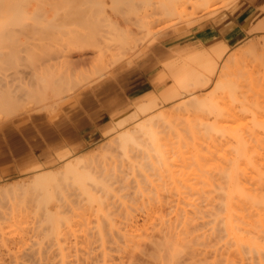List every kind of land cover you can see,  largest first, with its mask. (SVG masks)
I'll return each mask as SVG.
<instances>
[{
    "label": "rangeland",
    "instance_id": "rangeland-1",
    "mask_svg": "<svg viewBox=\"0 0 264 264\" xmlns=\"http://www.w3.org/2000/svg\"><path fill=\"white\" fill-rule=\"evenodd\" d=\"M24 1L26 2V0H22V3L20 4L21 8L23 7L22 5H23ZM29 1L30 0H27L28 4L24 3L25 7H23V9L26 11L27 14L32 12V11L34 12L36 9V10H38L37 12L42 13V14L41 13L40 14L43 15L44 19L45 18L51 19L52 21H50V23L48 24V23H46L45 20H43V22H41L43 24L45 23L44 25L42 24L43 27H42V25H40V26L36 25L37 26L36 28H30V30L32 29L31 34H29L30 30L28 29V27H27V29H26V27L25 28L23 27V30H20V28H19L20 25H14V26H18V30H20V32L17 35L14 34L15 37L18 36L19 39H17V38H16L17 40L13 39L14 36L11 37L12 34L10 35V37H7V38H9V39L11 38L12 41L13 40H15V41L19 40L18 41L19 43L16 42V43L12 44V41H10L11 39L10 40L8 39L10 42L7 40L9 44L6 46L4 44L6 40L0 39V44L2 41L5 40L1 44V45L5 46V47L1 46L2 47L1 48V51H2L1 55L4 54V57L1 56V59H2V61L0 60L2 62L1 64H4V66L8 67L7 69L4 68L6 72H8L10 70L9 68H11L12 66L15 67V65H16V69H17V63L18 62L21 63V65L23 64L22 66H24V68H22L20 66L23 70L19 67L18 68L19 70L17 69V71L22 70L21 73L23 72V74H20V73L19 74L22 75V78L24 80H25V78L23 76H24V74L26 75L25 72H28L27 74L29 77L27 76V78L30 79V81L33 83L32 87H34L37 84V77L35 75H39L38 73L44 72L43 69L47 68L45 65L48 64L49 68H51V67L55 68L60 63L58 68L63 69L64 66H66V68H68V67L71 68L72 73H69L70 72L69 68L68 69L64 68V71H63L64 74H67V75H64L65 76L64 79L68 77L67 79L68 80L70 79L71 83L69 80V86H68L69 88L65 92V94L63 93L64 98L62 96V99L56 100V102L53 100V98L48 99L47 100L48 102L47 101L46 102L44 101V103L42 102L43 104L42 103L35 104L36 106L34 105V103H31V102H29V103H27V102L22 103L21 102L23 104V105L21 104V107H20V104H18V106L16 108L8 111L5 115L3 112H0V123H2V124H0V126L1 125L2 126H12V125H10V123L12 121L14 122L13 126H16L20 123V118H24V117L26 118L27 115L30 114V117H28L27 119L24 118L26 122H24V124H21V127L19 128V130H16L14 128L12 129L17 134L19 140L22 141L21 144H23V146L26 149L25 153H22V154L18 155L17 157H11L10 154H11V151L16 148L15 145L10 144V142H11L10 140H5L4 138L0 137V153L5 154V156H6L5 160L0 161V189L2 191L5 190V188L7 189V190L3 191L4 194L1 193L2 191L0 193H1V195L5 196L7 194V191L9 190L8 189L9 187H11V189H12L11 193H12L14 191L13 189H15L16 187L18 189L22 184L24 187L26 186L25 189H28L27 187L29 186L30 183L28 184V182H26V183H22V182L29 180L31 175L36 174V171H37V173H39L40 171H41L40 173L49 172V171H56V170L62 168L66 162H68V161L74 162L76 159H80V160H84V161L89 160L93 163V161L91 159L94 157V155L98 156L96 158H98V160H100V162L96 158H94L93 160H95V161H94L93 165L91 164V162L88 161L87 166L90 168H88V167L87 168L90 170H94L95 172L98 173L99 180L103 181V185L105 187L101 188V186H100V187H97V189L92 190L93 198L95 201L90 202L89 200H87L88 198L86 196H83L81 194L80 190H77V189L75 190L71 184L70 185L68 184V186H67V184H65V186H67L68 188L65 187L64 184H62V186H64L65 190L61 186V188H60L61 190L54 191V196H55L54 201L55 202H54V204H53V202H51L49 204V207L52 208L51 209V212H52L51 215L54 218L52 222L47 221V216H44L45 214L42 212L43 208H41V205L38 204V202H36L37 200H35V197H34L35 194L30 193V194L26 195V193L28 192L29 189L25 190L23 186H21L22 190H19L18 192L21 191L20 195H22V192L27 191L26 193L24 192V194L26 196L24 194L22 196H20L18 194V196H17L18 192L17 193L15 192L16 195L13 192V194L15 195V198H16V196L18 197V198H16V200H14V198H12V196H14V195L11 196L10 192H9L10 196L7 195V197L9 196L8 199L12 198L14 201L13 200L9 201L6 198V196H5V198L7 199V201L5 198L1 197L0 203L3 200H5V201H3L0 204V243L2 244V245L0 244V251L1 250L3 251V253L0 252L1 253L0 256H3L0 259V264H5V263L9 264V261H10V264H13L14 262H11V261H13V259L15 261L14 264H22L23 261H21L19 259H22V256L24 258V255L27 253L26 251L29 252V250H32L34 248H37L34 250H37V251L41 250L42 252L46 248L44 251V254H43L44 259L46 258V261H44L43 259L41 260V258H43L42 255H41L42 257L40 258L41 261L39 260V258H37V260L40 262V264H45L47 262H48L47 264H53L54 262H55L54 264H56V263L57 264H64L63 263L64 261H65V263L67 262L68 264L69 263L70 264L71 263L72 264H75V263L80 264L81 261H83V264H89V263L90 264L91 263L92 264H108V263L109 264H113V263L116 264L119 262V257H118L120 254L119 252L124 247V243H123V239L121 238V234L134 232V231H131V229H136V226H134V225H136V223L138 225H140V227L138 225H137V227H139L140 228L139 231H141V225L142 226L144 225L145 228L147 229L148 227H146V224L150 225V226H152L151 224H153V225L155 223L158 224L159 223L158 220L160 218V215L163 216V218H166L165 216L168 217L169 216V215H167L168 212H170L172 210V206L171 205L169 206V204L171 202H173V204H174L175 198L178 202L180 200L182 201V199H183L182 196H181L182 199L178 198V196L180 197L181 191L182 192L186 191V192H184V195H183V193H181V195H183V197H184V196H186V194L190 193L187 190H189V191L192 190V189L190 190L188 188H187V190H186V188L184 190L182 185L186 186V184L188 183V184H190L189 187H191L192 184L197 187V185L198 184L200 185V183L202 184V182H203L202 186H205L204 184H208V185L209 184H212V185L215 184L216 185L217 182L220 181L218 178V175H219V177H221V175H222L221 173L224 172V170H222V168L225 169V172H226V170H228L227 168L230 169V167H231L230 162H232V161L229 160L230 156H228V155H231L233 153L232 148L235 146L234 145L235 134H232V132H229L228 131L229 129L227 130V127L225 128L224 127L225 125L223 126V124L225 123L226 120H228L229 122L232 120L231 119L232 112H233V114H235L234 116H236V115L237 116L239 115L240 117L242 116L243 119L240 118L241 121L245 120V122H246L248 120L249 121L251 120L252 113L250 114V111L254 112L253 114H255V116H257V117L260 115L259 111H261L262 109L264 111V0H224V1L219 0L222 3H219L216 0H214L216 5L211 0V2L214 4L213 6L217 7L220 5L219 7L216 8V10L211 5L212 3H210L209 0H208L209 2H207V0H205V1L201 0V2L206 3L205 6L208 5L207 8L205 6H201L204 4H199L201 6V8L198 9L200 7V6H198V8L197 7H196V9L194 8V10H195L194 11L193 9L190 10V7H189L190 4H188V7L186 5V10L184 13L181 12V10H180L182 8H180V9L178 8L179 5L177 6V10H179L180 12L176 10V7H175L176 4L174 5V3L177 0H175V2H174V0H171L172 3L170 2V0H149V2H150L149 5H151V6L153 4L152 2H158L159 1V2H162L163 4H165L164 7L169 8V10L166 9V12H163L165 14L162 13L161 16L158 15L157 13H159V11L160 12L163 11L164 8H161V7H160V9H159V7L157 8V6H158L157 3H156L157 5L156 4L155 5L153 4V5L156 6V9H158L159 11L154 9L153 6H152L153 9H151L152 7L151 6L149 7V5L145 3L148 0L147 1H145V0H132L131 2H133V3L136 1V3H135L136 5L137 4L140 5V3L142 5V6L140 5L141 7L139 6V9L136 7V5H134L135 7L133 8V10H135V11L137 9L140 10V11L137 10V12L140 14L137 13L136 15L140 16L142 12L147 13L148 15L151 14V16H148L146 14L147 16L145 18H147V19L145 20L144 19L145 15H143V13H142L141 16L143 18H141L140 21L138 20V16L135 15L136 12L134 13V15H131L129 13V10L132 11L131 8L133 7V4H132V7L131 6L129 7V2H127V4H126V2H125L126 0L125 1L120 0V2L121 3L125 2L122 4L128 5L127 7H129L130 9L127 8L126 6L122 5L123 7L121 10H118V8H117L118 5H119V7H121V5L119 4L120 2L118 4H116L115 3L116 0L115 1L112 0V2H110L111 0H100L101 2H97V3H96V0H94V1H92V0H33L32 1L31 0L30 3H29ZM91 1L94 3H92ZM117 1H119V0H117ZM141 1H143L144 3L142 4ZM166 1H169V2H166ZM179 1H178V4L181 3V1L180 2ZM149 2H147V3H149ZM182 2L184 3V1H182ZM216 2L219 4H217ZM197 3H196V6H197ZM209 3H210V5H209ZM228 3H230V4H228ZM36 4H38V5H36ZM95 4L96 5L100 4V6H99V7H101L100 9H104L105 7L106 8L104 11L102 10V13L99 9L98 13H97V11L95 10L96 7H94V6H96ZM143 5L145 7L147 5L149 8L146 9ZM180 5H182V4H180ZM194 5L191 6V8L194 7ZM210 6H212V7H210ZM142 7H144V8L142 9ZM115 8H117V11H115L116 10ZM123 8H126V9H123ZM202 8H204V10H201ZM210 8H213L214 10L210 9ZM209 9L213 10V15L211 16V18L207 17V16H209V14H207V10H209ZM183 10H184V8H183ZM192 10H193V12H192ZM196 11L197 12L200 11L199 14L197 13V15H196ZM202 11H205V12H202ZM125 12H127V13H125ZM148 12L149 13L151 12V13L149 14ZM155 12H156V14H153ZM119 13H120V15H119ZM124 13H125V15L127 14L126 15L127 20L125 18L126 16H124ZM186 13H188L189 15H186ZM4 14H5V12H4ZM181 14H182V16H181ZM28 15H31V13ZM154 15H157L156 18ZM167 15H169L168 16L169 19L166 18ZM102 16H104V17H102ZM152 16H154V17H152ZM162 16H164V19L162 18ZM187 16H188V18H187ZM193 16H194V18H193ZM105 17H107L106 20H105ZM124 18L127 22V26H126V22L124 21ZM149 18H152V19L154 18L153 20H155V23L158 20L157 24H154L155 25L154 26L153 25L154 21L152 22L151 20H148ZM157 18L161 19L162 21L157 19ZM55 19H56V21H55ZM135 19L137 20V22ZM143 19H144V21H142ZM108 20L111 23H113V22L115 23L116 26L115 25L114 26L116 27V29L119 30V32L125 31V32H128L127 33L128 35H130L129 33H131L134 30L130 36H133V34L138 36L139 33L144 34V35H142L143 38H140V39L133 36V38L135 37L136 39H138V40H135V42L133 41L132 38H131V40L128 38L129 43L124 44V46L122 47L123 49L125 48V50L123 51L124 53L122 51L119 52L118 47L115 46V48H117L118 54L120 53L119 54L120 56L123 54L121 56V58L118 57L119 55H117V52H116V55H117L116 59H115L113 54H110L111 50H114V54H115V48L113 45H115V43L117 41L116 38H115V40H116L115 43L114 44L112 43L113 45L110 44V46H113L114 49H110V50L106 49L101 44L104 42L105 43L108 42V39H109L108 35L109 34H110V37H113V36H115V33L117 32V31L116 32L113 31V29H115V27L113 29L110 27V29H112L111 32L113 31L115 33H114V35H112L111 33L108 34V30H110V29L107 28L108 27L107 25H111V23ZM131 20H132V22H131ZM133 20H135V21H133ZM99 21H100V23H99ZM104 21L105 22L108 21L107 25L105 24ZM148 21H149V23L152 22L151 24L153 26L148 28V26H149V24H147ZM205 21H207V22H205ZM28 22L32 24V21H28ZM128 23H131V24H128ZM31 24H29L28 26L31 27ZM102 24H104V25H102ZM204 24H206V26H203ZM130 25L131 26L134 25V26L131 27ZM50 26H51V28H50ZM104 26H105V28H104ZM123 26H125L127 29L129 28V30L126 31L127 29ZM38 27H41V29H38ZM47 27H49V28H47ZM137 27L141 28V29H139L140 31L138 30ZM142 27L144 28V30ZM220 27H223V28H220ZM123 28L125 30H123ZM152 28L155 30H153ZM25 29H26V31H25ZM28 30H29V33H28ZM99 30H102V31H99ZM135 30L136 31L138 30V33H136ZM142 30H143V32L146 33V36H145V33L142 32ZM147 30H148V32H147ZM78 31H79V33H78ZM125 32L123 33L124 36L128 37V35ZM153 32H155V33L153 34ZM12 33H14V32H12ZM19 34H22V35L20 36ZM24 34H27V35H25V38L30 37V39L29 38H28V40L24 39V36H23ZM118 35H120V33ZM140 35H139V37H141ZM199 36H202L201 38L203 40H201ZM146 37H148V38H146ZM120 38L122 39V37H120ZM66 39H67V41H66ZM72 39H73V41H72ZM128 39H127V41H128ZM77 40H78V44L79 43L82 44L84 42L83 44L87 43L88 45L82 46V47L81 46L76 47L75 45H77ZM61 41H64V43L62 42L63 44H61L60 43ZM101 41H103V42H101ZM136 41H139V43H137ZM66 42H68V43H66ZM73 42H75L76 44ZM97 42H98L97 46H99V44H101L102 46H100V47H103V49L107 50V52H106L103 49L99 48V50H101V51L103 50L104 52H106L104 54L101 52V55L106 54L105 57H103V59H105V58L113 59V60L110 59L111 62L109 60L106 61V63L108 62V64H105L104 60H103L102 62L105 64V67L102 68L101 71L99 70L100 72H97V71H98V68L100 69L103 66V63L100 64V62H99V61H101L102 58L101 59L99 58V60L96 61V64L94 62H92V58H94L95 55H96V57L94 58V61L96 58L98 59V57H100V55L97 56V54H96L99 51L98 48L96 47L98 51L96 50V48H94V45L96 46ZM119 42L123 43L122 41H119ZM125 42L126 41H124V43ZM70 43L71 44L73 43L71 45L72 46L71 48L73 50L71 48H70L71 50L69 49ZM121 43H119V44H121ZM59 44H60V46H59ZM213 44L217 45V49H213V48L211 49L210 48ZM74 46L76 48H74ZM110 46H107V47H110ZM126 46L128 48L127 50H126ZM84 47L86 48V50ZM60 48L62 50H60ZM119 48H121L120 45H119ZM13 49H18V51L13 50ZM156 49L159 50L158 53L156 52L157 54L153 53ZM19 51H20V54H19ZM50 51H51V53H49ZM193 51H196L197 53L201 52L203 54V57L205 60L212 62L211 64L213 66L216 65L215 67H213L214 70L210 71L208 68L206 70V68L203 67L204 66L203 63L200 62L201 60H204V59H202L203 57L202 58L198 57L197 54L192 55L191 53ZM11 52L14 55H17V53H18L19 54L18 56L21 57L22 60H19L17 63H13L12 61H10L11 65H9L10 64L9 60H11L10 59L11 55L9 56V53H11ZM61 53L62 54L64 53L65 57L69 56V58L68 57L67 58L73 60L74 64L72 63V61H70L66 58H65V60H67L66 62H64V60H62L65 65H63V63L61 64V59H62V57L60 58ZM99 53H100V51H99ZM235 53H236V55H235ZM52 54H54V55H52ZM56 54L59 57L58 56L56 57ZM66 54H67V56H66ZM202 54H200V55H202ZM6 55L9 59H4ZM46 55L48 56V58L46 57ZM232 55L234 56V58L232 57ZM49 56H50V58L53 57L54 60L51 58L53 60V62L55 60H57L56 63L54 62L53 66L51 65V64H53V62L51 61ZM212 56L214 59H212ZM83 57L87 58L84 61V62H86V63H84L85 66H83L84 64L80 60V58H83ZM112 57H114V58H112ZM236 57H238V58L236 59ZM215 58L217 60H215ZM218 58L220 60H218ZM225 58L226 59L230 58L229 60L227 59L229 63L226 61ZM231 58H232V60H231ZM28 59L31 60V63L29 62L30 60H28ZM48 59H49L48 62L51 64L47 63ZM107 59H105V60H107ZM119 59H121V60H119ZM130 59H131V62H130ZM224 59H225V61H223ZM26 60H28V61H26ZM58 60H60V61H58ZM68 61H70L72 65ZM57 62H58V64H57ZM97 62H99V64H97ZM89 63H90V65H89ZM91 63H93V64H91ZM75 64H78L77 65L78 69H80V67L81 68L84 67L82 69V70H84L86 67L87 70H85V71H82L80 69L83 74H85L86 71L90 70L89 67L87 68V66H90L92 68V67H94V66H92L94 64L97 68L96 69L97 71L95 70L96 72H94V70H93L95 68L94 67L92 69L94 75H93V73H91L92 71H90V72L88 71L89 74L88 73L86 74L88 76V78L85 75V77H86V78H84L85 80H83V78L79 77V81H78V76L75 77L76 79L73 77L75 74L73 73L72 70H74V71L76 70V72H78V69L76 68L77 66ZM171 64H178L180 66L181 65L187 66L189 69H193V71L196 70V71H194V73L199 72L200 74H202L200 76H202V77L205 76V77H203V80L205 83L201 84L202 88H198V86L200 84L196 85L197 87L195 85H194L195 87L191 86L192 88H198L197 90H193L192 93H195V96H198L199 99L208 98L207 96L210 97L209 94H211L212 96L210 97V99H212V101H214L213 105L216 104L214 106H216V108H219L222 112L224 110V114H222V112L218 113V114H220V116L215 114L216 116H218L216 118L214 116V113H217V111H220V110H216V111L214 110L213 111L212 109L209 110V109L203 108V109H206L205 110L206 112L204 110L200 111L199 109H201V107L199 108L198 106H196L198 108V109H196V107L194 106L193 103H192L193 104L192 105L190 103L188 104V102L185 103L186 105L188 104L187 107L183 105L185 108L184 107L181 108L182 105H180L179 108L181 111L179 110V108L176 109L177 104L180 102V100L177 98L167 99V96H166L167 91L170 90L171 88H173L174 85H172V84H174L173 82H175V79L173 77H171L169 74L168 65H171ZM221 64H223V65L226 64V67L228 66L227 68L224 66L225 69H223V71H224V73L227 72V73H225V75H229L230 73H234V74H232V75L230 74L228 77H226V76H224V73H223L221 75L224 77H222V79L219 78L220 79L219 80L218 74L220 73V69L222 68ZM61 65H63V67H61ZM73 65L75 66L76 69L73 68L74 67ZM99 65H100V67H99ZM109 65H111V66H109ZM121 65H123V67L118 69V66L120 67ZM201 65H203V66H201ZM1 66H3V65H0V67ZM42 67H44V68L41 69ZM1 68H3V67H1ZM1 68H0V70L3 72L4 69L2 70ZM25 68H28V70ZM12 69H13L12 72L15 71L14 74H18V72H16V70L14 68H11V70ZM39 69H41L43 71H39ZM218 69H219V71H218ZM235 69H236V71H235ZM66 70H69V72L67 73ZM55 71H57V70L55 69ZM65 71H66V73H65ZM81 71H80V73H81ZM12 72H9L8 74H10ZM46 72H49V69H48V71L45 70V73ZM57 72H52V74L57 73ZM101 72L106 73L107 77L111 76L108 79L110 81L113 80V75L117 76V78L120 77L122 79V83H121V85L116 83L113 90L104 92L103 94H100L97 98H94V100H92L91 103H87L85 100V94H82V92L88 87L92 88L94 91L96 90L95 92L100 91L102 89L103 85H97L96 84V81L99 79V73H101ZM207 72L210 73V75L207 74ZM217 72H219V73H217ZM4 73L5 72H3L1 74H4ZM31 73H32L33 77L31 76ZM49 73H47V74H49ZM61 73H62V71H61ZM61 73L59 72V74H61ZM63 73H62V75H63ZM1 74H0V76H1ZM8 74L6 73V75H7L6 78L7 77L9 78L11 76H13V77L15 76L13 73H12V75L10 74L9 76H8ZM83 74H82V76L84 77ZM18 75L14 78L11 77V79L13 78V82L16 81L15 84L18 82L17 80L21 77L20 75H19L20 77ZM49 75H51V74H49ZM54 75L55 74H53V76ZM221 75H220V77H221ZM94 76H96L95 79H94ZM17 77H19V78H17ZM56 77H58V74L56 75ZM15 78H16V80H15ZM22 78H20V81L23 80ZM209 78H210V80H209ZM87 79L89 81H87ZM179 79H180V77H179ZM24 80H23V82H25ZM217 80H219L222 83H220L219 81H218L219 83H216ZM76 81H78V82H76ZM84 81H85V83H84ZM65 82H67V80ZM73 83H74V85H72ZM215 83L219 86V88ZM17 84L20 86L19 83H17ZM220 84H222V85H220ZM203 85H207V86H203ZM71 86H73V87H71ZM132 87L137 89V92L140 95L139 96L140 99H146L145 96H147V97L149 96V97L155 99V103H157V104L160 103L159 105L156 104L153 107V108L156 107V111L153 108L152 109L154 111L151 109L152 110L151 113H153V112L159 113L161 110H165L164 112H166V114L171 113L169 116H166L167 118L170 116H173L172 118L170 117L171 119L169 120V118L167 119V118H165V116L161 115L163 112H161V114H160L161 117H163V119H167V122L172 121V125L168 124L169 126H172V127H169L170 129H173L172 132L167 129V131H169V133H167L166 128H168V127L163 126V128H165V130H164L162 128V126L160 125V128H158L159 125L157 124V126H155V124H156L155 121H154L155 124H153L154 127L156 129H158V131H160L159 129H162V133L159 132L158 136H159V138L160 137L164 138V140L159 139L160 141L158 140L159 144H157V145H160V146L162 145L161 147H163V148L165 145H167V146H165V148H167L168 157H167V153L164 152V150H166V149H162V148H160V146H159V148H160V151L162 150L161 151L162 154H166L165 156L164 155L163 156L167 159L166 162L168 163V166L165 165V162H163V165L161 168L159 167L161 165H157V168L155 166L153 167L152 165L157 163V158H155L154 152L151 150L141 151L139 149L141 151V153H140L138 149H137L138 151L135 149H132V150L128 151V153H129L128 156L127 155H126V157L121 156V154H119V153H121L120 152L121 150L118 149V151H119L118 152L117 151V148H118L117 144H114L115 141L113 138H116L119 133L123 132V130L127 131L128 129L130 130V128L132 126L135 127L137 123L141 122V120H143V121H144V119L146 120V118L148 117L147 113L149 115L150 112L141 114L140 117H138V119H136V120L128 121L127 123L120 126L116 131H114L112 133H106V129L113 124L115 119H117L120 116H126L134 108L133 103H130L128 101V98H126V96L128 95L127 90L129 88H132ZM18 89H20V88L18 87ZM226 90H230V92L228 93V91H226ZM220 92H223V93H220ZM185 95H189V93H187V94L185 93ZM187 99H188V96H187L185 101H187ZM31 104H33V105H31ZM40 104H41V106H39ZM191 105H192V107H191ZM195 105H197V104H195ZM222 105H224L225 107H223ZM158 106L159 107L161 106L159 108V110H157ZM250 106H253V108L251 107L253 110H250L251 109ZM255 106L256 107L258 106L260 110L258 111L257 110L258 108H256L257 111L255 112V110H254ZM172 107H174V108L172 109ZM193 107H195V109L198 111H196ZM248 107H249L250 111L247 112ZM30 108H32L33 110L32 111L29 110ZM48 108H50V109L47 110ZM170 109H172L174 111L170 112L171 111ZM167 110L169 112H167ZM182 111L184 113H182ZM209 111H212V112H209ZM23 113H27V114L23 115ZM173 113H174V115H173ZM225 113H226V115L228 113V115H227L228 118L226 117L227 119H225V117H224ZM256 113L259 115H256ZM262 114H263V116H261ZM262 114L259 116L260 119L256 118V120H258V119L261 120V118L263 117L262 120L264 122V112H262ZM221 115L222 116L224 115L223 116L224 119L221 117ZM248 115H249L250 119H249ZM239 116H238V118H239ZM245 116L247 117L248 120L244 119V118H246ZM161 117L159 119H161ZM213 117H215V118H213ZM218 118H221V119H218ZM233 119H236V117ZM214 120H215V122H214ZM218 120H221V122L224 121V123L222 122L223 124H221L224 127L223 131H224V129H226L224 132L223 131L218 132L212 128L215 125L213 123H216ZM236 120H237V122H241L239 119H236ZM158 121L159 120H157V123H158ZM228 121H226V122H228ZM232 121H234V120H232ZM206 122L208 124L212 123V127H209V125H207L209 127L208 129H209L210 133H212V134H210L209 132H208V134H205V133H207L206 131H204V129L207 127L204 125V123H206ZM161 123L164 124L162 121H161ZM161 123H159V124H161ZM165 124H167V123H165ZM190 124H192V125H190ZM219 124H220V121H219ZM219 124H217L215 126L217 127ZM173 125H176V126H173ZM203 126L205 127L204 129H203ZM216 127H214V128H216ZM263 127H264V125H263ZM210 128H212L214 131L212 130L213 132H211ZM219 128H221L220 125L217 129H219ZM22 129H24V131L28 132L27 136H25L24 134L22 135V133H21ZM258 129H261L262 131H264V129H262L261 127H256V130H254V131H256V133H258L257 132ZM43 130H46V131L44 132ZM163 130L166 131V134ZM226 131H228V133H225ZM262 131L259 130V133L262 134V135L260 134L259 136H264V133ZM214 132H218V136H219V133L220 134L225 133L224 134L225 137L223 135L224 139L223 140L221 139L223 142L219 139L221 137H218L216 133H215L216 134V137H215ZM229 133H231V134H229ZM160 135H162V136H160ZM229 136L231 138H229ZM242 136H243V134H242ZM244 136L247 137L248 135L244 134ZM259 136H257V137L259 138ZM211 138L212 139H214V138L219 139L221 141V143L225 145L226 148L225 149L222 148L224 146L221 143H219L220 142L219 140L214 141ZM225 139L227 140V143L230 142V144L226 145L227 143H224V142H226V141H224ZM229 139H230V141H229ZM231 139H233L234 141L233 140L231 141ZM259 140H260L259 145L261 144L262 148H263V144L261 142L264 143V137L259 138ZM231 142H233V143L231 144ZM111 143H112V145L115 146L114 149H116V150H114V149L113 150L118 152V153L116 152V154H115L112 150L114 155H113V153L111 154V151H110V149L113 148V146L109 147L111 145ZM103 145H104V148H102ZM232 145H234V146H232ZM107 147H109L108 151H110V153L107 150H106L107 152H105V149H107ZM227 147H229V149H232V151L230 153H228L229 149L227 152L224 151V150H227ZM260 148H261V146H260ZM64 150L69 151L70 154L67 157L60 158V154ZM102 150H104V151H102ZM150 151L153 155L151 153H149ZM260 151L261 150L259 149V152ZM2 152H4V153H2ZM263 152L264 151H262L260 153H263ZM88 154H89V159H87ZM136 154H137V156H136ZM224 154L225 155L227 154L229 159L227 158V156H225V158H224L223 157ZM102 155L105 157H103ZM143 155H144V157L146 156L147 158L143 159L142 158ZM148 155H149V157H148ZM80 156H81V158H80ZM99 156L100 157L102 156L101 157L102 159L101 158L99 159ZM107 156H108V158H106ZM153 156H154V158H153ZM34 157L37 159V162L42 165V167H34V168L27 169L31 164L30 158H34ZM140 157L143 160L140 159ZM231 157H233V156H231ZM148 158L150 159V163H152L150 166H149L150 163H149ZM224 159H226V161L228 163V165L226 163L227 166L224 164L226 168L222 167V164L225 163ZM96 160L98 161V163H96ZM140 160H141V163H143L142 161H144V163L146 161H148L147 164L148 163L149 164L148 165L147 164L146 165L145 164L140 165V163H139ZM163 160L164 159H162V161ZM47 161H49V162H47ZM228 161H230V162H228ZM89 163H90V165H89ZM229 163H230V165H229ZM158 167L161 170H159ZM200 167H202V168H200ZM200 169H204V171H205L202 174V176L201 175L199 176V174L202 173V172H198V170H200ZM34 170H35V172H34ZM209 170L210 171L217 170L218 172L214 173V172H210ZM219 170H220V172H219ZM207 171H209V172H207ZM170 172H172V173H170ZM97 173H96V175H97ZM217 173H219V174L217 175ZM32 177L33 176H31V178ZM222 177H223V175H222ZM165 178L170 180V181L166 182L168 180H166ZM201 178H203L204 180L202 179V181L199 182L201 180ZM187 179L190 181H187ZM220 179H222V178H220ZM164 180H166V181L164 182ZM197 180H199L198 184H196ZM191 182H192V184H191ZM222 182H224V181H222ZM18 184H20V185H18ZM168 184H170V185H168ZM158 185L161 187V189L159 188ZM151 186H153V188ZM180 186H182V189H179ZM198 187L200 188L199 190L201 191V186H198ZM29 188H31V187L29 186ZM171 188L174 189L175 192H173V190ZM194 189L195 188L193 187V190ZM168 190L172 191V194H170V192H169V195H168ZM178 190H180V191L178 192ZM78 191L80 194L78 193ZM200 191H199V193H200ZM29 192H31V191H29ZM90 192H91V190H90ZM195 193H198V191L196 190ZM173 195L175 196L174 198H173ZM195 195H197V194H195ZM171 196L174 200L172 198H170ZM189 198H193L191 200L197 199L196 196H193V197L190 196ZM169 200H171V202H169ZM35 202L37 205L35 204ZM2 204H3V206H1ZM165 204H166L167 208H166ZM176 204H178V203L176 202L174 205H176ZM38 205L40 206V208H39L40 210L38 209V207H39ZM168 207H170L171 209ZM168 210H170V211H168ZM160 211L162 212V214ZM155 215L158 217V220H157ZM43 216H44V218H43ZM149 217H151V218H149ZM150 219H153V220H150ZM160 219H162V218H160ZM153 221H155V223H153ZM145 222H147V223H145ZM150 222H151V224H150ZM157 224H156V227L159 225V224L158 225ZM132 226L134 228H132ZM208 226H207V228L203 227L201 230L205 232V230L207 229V231L210 232L211 230H209V229H210L211 225H208ZM152 227L155 229L154 226H152ZM158 227H160V226H158ZM150 229H151V227H150ZM157 229L158 228H156L155 230H157ZM196 231H197V229L195 231H192V232L195 234ZM198 232H200L199 229H198ZM193 233H190V234L192 235ZM208 233L206 232V234H207L206 237L210 236V238H208V240L210 241L211 238L215 239V240H211L210 242H214V244H216L215 246H217V247L219 244V246H220L219 248L221 249V244L224 243V241L221 240L218 242V240L216 238L211 237V235H209ZM94 235H96V236H94ZM117 235H118V237H116ZM21 237L23 240L21 239ZM103 238L105 240H103ZM201 238L202 237L198 238L197 242L195 240H192L195 242L190 241L193 244L190 243V244L186 245L187 247L183 246V248L185 247L188 249V246L189 245L191 246V244H192L193 245V246H191L192 250L190 248H189V250L192 253H195V254L197 253L196 256L191 255L189 253V251H187L189 253V254L187 253V255H186V253H180V251L183 252V251L187 250V249L181 250L182 248L178 252L179 254L177 253L178 256H180V258L182 257L181 259L184 261V259H186V257L188 255H190V256H188L189 259L188 258L186 259L187 261H189V263L194 262V264H196V263L197 264H202V263L204 264L205 261H203L201 259L202 257L200 256V253H201L200 251H203V249H201L200 246L205 248L204 249L205 254L203 252L201 254L202 256H203V254L207 255L208 254V253H206L207 251L210 253H213V254H210V256H209V254L206 257L204 256L205 260L207 259V257L213 258L211 260H210V258H208L207 260L208 261L210 260V261L207 263V260H206V262H205L206 264H211L212 261H215L214 258L217 260L218 257L222 258L223 256H225L222 253H220L221 256L223 255L222 257L220 256V254L218 256L214 255L216 253V252H214L215 251L214 249H216L214 244L208 243V240L203 241V242H205V244L202 243V241L199 242V240L207 239V238H203V239H201ZM11 239H12V241H11ZM19 239H21V241H23L22 247L25 248L24 250L21 248L22 242L20 241L21 242L20 243L18 241ZM6 240L7 241L9 240L10 243L7 242ZM24 240L26 242H24ZM116 240H117V242H116ZM32 241H33V243H32L33 245L30 244ZM216 242H218V243H216ZM25 243L27 245L29 244L30 245L29 247H31V249L27 245H25ZM42 243H43V245H42ZM188 243H189V241H188ZM201 243L204 244V246ZM207 243H208V245H207ZM36 244H38V245H36ZM45 244H46V246L44 247ZM121 244H123V245L121 246ZM185 244H187V243H185ZM211 245L214 246V248L211 247ZM38 246L40 247V250L38 249L39 248ZM194 246L199 247L200 250L198 248L199 251L198 250L196 251L195 249H197V248H194ZM209 246H210V248H209ZM41 247H42V249H41ZM111 247L114 249H112ZM116 247L119 249V252H116L117 254L115 253V251H118V249ZM141 247H143V246H141ZM16 248H17V250H16ZM27 248H29V249L27 250ZM47 248H48V250H47ZM76 248H78V249H76ZM88 248H89V250H88ZM90 248H91V250H90ZM92 248H93V250H92ZM131 248L133 249V246H130L129 249H131ZM145 248H146V246H145ZM145 248L139 249V250H141V253L138 254L140 257L138 255H136V256L133 255L132 251H130V250H129L128 255L131 253L132 254L131 256L137 257V261L140 258L139 260H141V261H139V264H141L144 260H146V263L144 261L142 264H149V263H151L150 261L152 259H154V257L151 258L150 253L146 252V250L150 251V248L149 247H148L149 249L148 248L145 249ZM10 249H12V250H10ZM18 249H20L21 252H19ZM58 249H60V251ZM63 249H64V251H63ZM79 249H81V250H79ZM96 249H97V251H96ZM50 250H52V253L51 252L48 253V251H50ZM66 250H68V251H66ZM77 250H79L80 252H78ZM209 250H212V252ZM216 250L218 251V249H216ZM17 251L20 254L23 252L22 253L23 255L19 254V256L17 257V254L15 255V253H18ZM24 251H25V253H24ZM54 251H55L56 256L54 255ZM58 251L61 252L62 254L59 253ZM72 251H73V254H72ZM85 251H87V254H91V255H86ZM98 251H101V252L99 253ZM133 251L134 252L137 251L139 253L138 250L134 249ZM142 251H145V254L147 253V255H149V257L147 255H146L147 256L146 257L144 255V252H142ZM219 251H222V250H219ZM7 252L12 254V255L10 254L11 258H10V255L9 256L7 255L8 254ZM42 252H41V254H42ZM46 252H47V254H46ZM70 252H71V254H70ZM81 252L84 254H82ZM93 252H95V253H93ZM239 252L242 254L245 252V255H246L245 256L243 254L242 258H240L241 255H239L240 256L239 257L237 254H235L238 256V258L242 259V263L243 262L245 263V261L248 262L247 259H249V258H250V260H249L250 263L249 262L248 263L249 264L253 263L252 260L254 258L251 259L250 253H249L250 256H248L246 254L248 252L243 251L242 249L241 250L239 249ZM106 253H108V254L111 253V254L108 255ZM198 253H199V257H198L199 259L198 260L196 259L197 261L195 262L194 257H197ZM50 254H51V256H50ZM69 254L72 256V258ZM81 254L84 256H82ZM95 254H97V255L95 256ZM181 254H184L183 256H186V257L184 258L183 256H181ZM225 254H227V253H225ZM47 255H48V257H46ZM53 255H54V257L52 258ZM74 255H76V256L78 255L79 257L77 256V258H76V256H74ZM252 255H253V253H252ZM256 255L258 257V254H256ZM20 256H21V258H20ZM36 256H37V254H36ZM68 256H70V257H68ZM86 256H87V258H86ZM131 256H129V257H131ZM141 256H143V259L141 258ZM25 257H27V256H25ZM49 257L51 260H49ZM113 257H115V258L113 259ZM204 257H203V259H204ZM233 257L234 256H232L230 258L232 259ZM243 257H244L245 261H244ZM58 258H60V259H58ZM78 258L80 260L76 261L75 259H78ZM82 258H83V260H82ZM107 258H108V261H107ZM149 258H150V261H149ZM2 259H4L3 260L4 262H1ZM5 259L6 260L9 259L8 262H5L6 261ZM25 259L26 258H24L23 260H25ZM56 259H58V261H60V262H58ZM71 259H72V261H71ZM86 259H87V263H85ZM115 259H116V261H115ZM127 259H128L127 261L123 262L124 264L129 263L130 260H129V258H127ZM130 259H131L130 262H132L134 264V262L136 261V258L132 257ZM132 259L133 260L135 259V261L133 262ZM177 259L178 258H176V260ZM181 259H180V261H181ZM200 259L203 262H201ZM240 259L238 261L236 259L235 260L232 259V260L234 261V264H238ZM67 260H70V261L68 262ZM73 260H75V261H73ZM186 260L184 262L181 261V263H179V262H177V261H179V259H178L176 262L174 260L172 263L173 264L174 263L175 264H189ZM222 260H223V258H222ZM255 260H256V257H255ZM38 261H36L35 263L33 262V263L36 264ZM218 261L220 262L221 260H219V258H218ZM228 261L229 260H227V262ZM236 261L238 263H236ZM261 261H257V262L259 264H261ZM17 262H19V263H17ZM39 262L37 264H39ZM136 262H135V264H138ZM219 262H217V263H219ZM222 262L227 264L224 261H222ZM132 263H129V264H132ZM240 263H241V261H240ZM248 263H245V264H248ZM262 263H264V261ZM81 264H82V262H81ZM118 264H120V263H118ZM214 264H216V263H214ZM220 264H222V263H220Z\"/></svg>",
    "mask_w": 264,
    "mask_h": 264
},
{
    "label": "bare ground",
    "instance_id": "bare-ground-1",
    "mask_svg": "<svg viewBox=\"0 0 264 264\" xmlns=\"http://www.w3.org/2000/svg\"><path fill=\"white\" fill-rule=\"evenodd\" d=\"M31 1V0H30ZM30 1H29V3H30ZM33 1V0H32ZM92 1H94V0H92ZM91 1V2H92ZM115 1V0H114ZM121 1H125V0H121ZM132 0H126L125 2H126V4H127V2H129V7L131 6L132 7V4H133V7L131 8L132 9V11H130L129 9V7H127L128 5H126V4H122V3H125V2H120V0L119 1H115V3L116 4H118L119 2V4L121 5V7H119V5H118V10H121L122 9V5H124V6H126L127 8H129L128 10H129V13L131 14V15H134V13H135V15L138 13L137 12V10L139 9V6L141 5V3H140V5L139 4H135L136 3V1L133 3V2H131ZM145 1H147V0H145ZM178 1L179 0H177L176 2H175V0H174V5L176 4V10H177V6H178V8L180 9V8H182V9H180L181 10V12H185V10H186V5H187V7H188V4H190L189 5V7H190V10L191 9H193L194 10V8L196 9V7L198 8V6H200L199 4H204V5H201V6H205V2L203 3V2H201V0L199 1V0H180L181 1V3H179L178 4ZM179 1V2H180ZM182 1H184V3L182 2ZM202 1H205V0H202ZM210 1V3H214L215 4V1L214 0H212V2H211V0H209ZM208 0H207V2H209ZM217 2H219V3H222V2H220L219 0H216ZM224 1V0H223ZM97 2H101L100 0H96V3ZM106 2V1H105ZM110 2H112V0L110 1ZM138 2V1H137ZM142 2V4L144 3L143 1H141ZM147 2H149V0L147 1ZM147 2H145L146 4H150V2L149 3H147ZM166 2H169V1H166ZM170 2H171V0H170ZM198 2V3H197ZM200 2V3H199ZM216 2V3H217ZM22 3V0H0V39L1 40H3V39H5L4 41H5V45L7 46L9 43H8V41L11 39H9V38H7V37H10V35L12 34V36L11 37H13L14 36V38L13 39H15V40H17V39H19V37L17 36V37H15V35L14 34H18L19 32H20V30H23V27L25 28L26 27V29H27V27H28V29L30 30V28H36L37 26L36 25H38V26H40V25H42L43 23H41V22H43V20H45L46 21V23H50V21H52L51 19H44V17H43V15H41L39 12H37L38 10H36L35 9V11L33 12H30L31 13V15H28V14H30V13H26V11L23 9V7H25L24 5V3H27V0H26V2L24 1L23 2V7L21 8V4ZM92 3H94V2H92ZM139 3V2H138ZM155 5L156 3L158 4V6H157V8L159 7V9H160V7L161 8H164L163 9V11H159L158 9H156V6H154L153 4ZM151 4H152V6L154 7V9H156V10H158L159 11V13H157L158 15H162V13L163 12H166V9L167 10H169V8H166V7H164V5L165 4H163L162 2H152ZM172 3V2H171ZM196 3H197V6H196ZM210 3H209V5H210ZM211 4L212 6L214 5V4ZM219 3H217V4H219ZM28 4V3H27ZM110 4V3H109ZM112 4V3H111ZM156 4V5H157ZM180 4H182V5H180ZM195 4V5H194ZM228 4H230V3H228ZM36 5H38V4H36ZM96 5V4H95ZM134 5H136V7L138 8L136 11L135 10H133V8L135 7ZM194 5V7H192L191 8V6H193ZM216 5V4H215ZM225 5V4H224ZM100 6V4L98 5H96V6H94V7H96V11H97V13H98V10L101 8V7H99ZM142 6V5H141ZM140 6V7H141ZM144 6V5H143ZM151 5H149V7H150ZM151 6V7H152ZM163 6V7H162ZM183 6V7H182ZM185 6V7H184ZM201 6L198 8V9H200L201 8ZM212 6H210V7H212ZM220 6V5H219ZM219 6H217V7H219ZM41 7V6H40ZM99 7V8H98ZM115 7V6H114ZM145 7V6H144ZM144 7H142V9L144 8ZM147 5H146V9L147 8H149ZM153 7L151 8V9H153ZM206 8L208 7V5L207 6H205ZM214 8H215V10H216V8L217 7H215V6H213ZM106 8V7H105ZM105 8L104 9H100V11H101V13H102V10L104 11L105 10ZM112 8V7H111ZM117 8H115L114 10L115 11H117ZM183 8H184V10H183ZM110 9V8H109ZM123 9H126V8H123ZM150 9V10H151ZM210 9H213V8H210ZM207 10V13H210V12H213V10ZM24 10V11H23ZM44 10V9H43ZM188 10V9H187ZM193 10H192V12H193ZM201 10H204V8H202ZM206 10V9H205ZM46 11V10H45ZM138 11H140V10H138ZM177 11H179V10H177ZM195 11V10H194ZM4 12H5V14H4ZM180 12V11H179ZM199 12L200 11H196V15H197V13L199 14ZM202 12H205V11H202ZM25 13V14H24ZM33 13V14H32ZM118 13V12H117ZM123 13V12H122ZM121 13V14H122ZM125 13H127V12H125ZM125 13H124V16H126L125 15ZM143 13V15H145L144 16V19L146 20L147 18H145L148 14L147 13H144V12H142ZM142 13H141V15H142ZM149 13V12H148ZM151 13V12H150ZM149 13V14H150ZM161 13V14H160ZM104 14V13H103ZM111 14V13H110ZM129 14V15H130ZM138 14H140V13H138ZM147 14V15H146ZM153 14H156V12L155 13H153ZM163 14H165V13H163ZM169 14V13H168ZM201 14V13H200ZM57 15V14H56ZM113 15V14H112ZM119 15H120V13H119ZM118 15V16H119ZM140 15V16H141ZM184 15V14H183ZM186 15H189L188 13H186ZM192 15V14H191ZM136 16H138V15H136ZM140 16H138V20L140 21L141 20V18H143L142 16L140 17ZM148 16H151V14L150 15H148ZM155 16V18H156V16L157 15H154ZM154 16H152V17H154ZM169 15H167V17L166 18H168L169 19V17H168ZM181 16H182V14H181ZM101 17V16H100ZM102 17H104V16H102ZM117 17V16H116ZM172 17V16H171ZM198 17V16H197ZM200 17V16H199ZM58 18V17H57ZM106 18L107 17H105V20H106ZM115 18V17H114ZM126 18V20H127V16L125 17ZM125 18H124V21L126 22V20H125ZM133 18V17H132ZM131 18V19H132ZM136 18V17H135ZM140 18V19H139ZM162 18L164 19V16H162ZM165 18V19H166ZM187 18H188V16H187ZM193 18H194V16H193ZM192 18V19H193ZM104 19V18H103ZM122 19V18H121ZM137 19V18H136ZM135 19V20H136ZM144 19L142 20V21H144ZM154 19V18H153ZM152 18H149L148 20H151L152 22H153V25L154 24H157V22H158V20H157V22L155 23V20H153ZM157 19H159V18H157ZM135 20H133V21H135ZM159 20H161V19H159ZM183 20V19H182ZM187 20V19H186ZM28 21H32V24L31 23H29ZM55 21H56V19H55ZM101 21V20H100ZM100 21H99V23H100ZM109 21V20H108ZM108 21H104L105 22V24L107 25V23H108ZM115 21V20H114ZM123 21V22H124ZM162 21V20H161ZM179 21V20H178ZM184 21V20H183ZM103 22V23H104ZM110 22V21H109ZM122 22V23H123ZM129 22V21H128ZM131 22H132V20H131ZM136 22H137V20H136ZM152 22H150L149 23V21H148V23L147 24H149V26H148V28L149 27H151V26H153L151 23ZM160 22V21H159ZM182 22V21H181ZM111 23V22H110ZM109 23V24H110ZM29 24H31V27H29L28 25ZM34 24V25H33ZM45 24V23H44ZM43 24V25H44ZM128 24H131V23H128ZM14 25H20L19 26V28H20V30H18V26H14ZM43 25H42V27H43ZM47 25V24H46ZM45 25V26H46ZM102 25H104V24H102ZM112 25V26H111ZM111 25H107L108 27V29H110V27L113 29L116 25H115V23L113 22V23H111ZM115 25V26H114ZM35 26V27H34ZM126 26H127V22H126ZM129 26V25H128ZM131 26V25H130ZM132 26H134V25H132ZM131 26V27H132ZM155 26V25H154ZM13 27V28H12ZM16 27V28H15ZM123 27H125V26H123ZM47 28H49V27H47ZM46 28V29H47ZM50 28H51V26H50ZM54 28V27H53ZM104 28H105V26H104ZM106 28V29H107ZM126 28V27H125ZM135 28V27H134ZM138 28V27H137ZM143 28V27H142ZM147 28V27H146ZM17 29V30H16ZM26 29H25V31H26ZM38 29H41V27H38ZM90 29V28H89ZM112 29H110V30H108V34L109 33H111L112 35H114V33H115V36H113V37H110V34L108 35V42L107 43H101L102 45H103V47L104 48H106V49H114L115 48V46L116 47H118V50H119V52L120 51H124L125 50V48L123 49L122 47L124 46V44H127V43H129V39L131 40V38L133 39V41L135 42V40H138V39H136V38H143L142 37V35H144V34H141V33H139L138 34V36L137 35H134L133 34V36H135L134 38H133V36H130L131 34H132V32L134 31H132L131 33H129L130 35H128L127 33L128 32H125V31H121V32H119V30L118 29H116V27H115V29H113V31H115V32H111V30ZM127 29V28H126ZM139 29H141V28H138V30ZM153 29V28H152ZM29 30H28V33H29ZM32 30V29H31ZM30 30V33L29 34H31L32 33V31ZM43 30V29H42ZM56 30V29H55ZM123 30H125L124 28H123ZM129 30V28L126 30V31H128ZM138 30L136 31V33H138ZM143 30H144V28H143ZM143 30H142V32H143ZM149 30V29H148ZM148 30H147V32H148ZM151 30V29H150ZM153 30H155V29H153ZM152 30V31H153ZM99 31H102V30H99ZM106 31V30H105ZM110 31V32H109ZM140 31V30H139ZM12 32H14V33H12ZM126 33L127 35H128V37H126V36H124V34L123 33ZM157 32V31H156ZM24 33V32H23ZM26 33V32H25ZM78 33H79V31H78ZM120 33V35H118ZM135 33V34H136ZM143 33H145V32H143ZM155 32H153V34H154ZM102 34V33H101ZM141 34V35H140ZM149 34V33H148ZM20 36L22 35V34H19ZM25 35H27V34H24L23 36H24V39H27L28 40V38L30 39V37H26L25 38ZM111 35V36H112ZM139 35L141 36V37H139ZM152 35V34H151ZM63 36V35H62ZM90 36V35H89ZM105 36V35H104ZM119 36V37H118ZM145 36H146V33H145ZM144 36V37H145ZM155 36V35H154ZM36 37V36H35ZM61 37V36H60ZM107 37V36H106ZM120 37H122V39L120 38ZM151 37V36H150ZM17 38V39H16ZM32 38V37H31ZM104 38V37H103ZM115 38H116V40L118 41L119 39V41H122L123 43H121V42H117L116 40H115ZM129 38V39H128ZM146 38H148V37H146ZM9 39V40H8ZM33 39V38H32ZM63 39V38H62ZM101 39V38H100ZM112 41H111V40ZM127 39H128V41H127ZM8 40V41H7ZM15 40H13L12 41V39L10 40V41H12V44L13 43H16V42H18V41H15ZM64 40V39H63ZM114 40V41H113ZM142 40V39H141ZM4 41H2L1 42V44L4 42ZM9 41V42H10ZM66 41H67V39H66ZM72 41H73V39H72ZM84 41V40H83ZM110 41V42H109ZM115 41H116V43H115ZM124 41H126L125 43H124ZM132 41V42H133ZM140 41V40H139ZM139 41H136L137 43H139ZM7 42V43H6ZM64 43V41H61L60 43L61 44H63ZM76 42V41H75ZM75 42H73V43H75ZM101 42H103V41H101ZM142 42V41H141ZM19 43V42H18ZM22 43V42H21ZM66 43H68V42H66ZM72 43V44H73ZM84 43V42H83ZM81 44V43H79L78 44V40H77V45H75L76 47L78 46H86V45H88L87 43H85V44ZM115 43V45H113V44ZM119 43H121V44H119ZM0 44V60L2 61V59H1V56H3L4 57V54L3 55H1L2 54V51H1V46H4V45H1ZM11 44V43H10ZM71 43H70V46H69V49L72 47L71 45H72ZM76 44V43H75ZM101 44H99V46H97L98 45V42L96 43V46L94 45V48H98V50H99V48H101V49H103V47H100V46H102ZM110 44L111 45H113L114 46V48H113V46H110ZM90 45V44H89ZM119 45H120V47L121 48H119ZM122 45V46H121ZM129 45V44H128ZM139 45V44H138ZM49 46V45H48ZM59 46H60V44H59ZM74 46V48H76ZM91 46V45H90ZM107 46H110V47H107ZM5 47V46H4ZM67 47V46H66ZM132 47V46H131ZM130 47V48H131ZM85 48V47H84ZM97 48H96V50H97ZM66 49V48H65ZM72 49V48H71ZM70 49V50H71ZM128 48H127V46H126V50H127ZM132 49V48H131ZM13 50H16V51H18V49H13ZM43 50V49H42ZM41 50V51H42ZM50 50V49H49ZM53 50V49H52ZM60 50H62L61 48H60ZM73 50V49H72ZM85 50H86V48H85ZM97 50V51H98ZM104 51H106L107 52V50H105V49H103ZM101 51V50H99L100 51V53H99V51L96 53L97 54V56L98 55H100V57H98V59L96 58L95 59V61H94V58L96 57V55L94 56V58H92V62H94L95 64H96V61H98L99 60V58L101 59V61H99L100 62V64L101 63H103L102 61L104 60V63L105 64H108V62L106 63V61H110L111 62V60H113V59H111V58H109V59H107V58H105V59H107V60H105V59H103V57H105V55H103L104 53H106V52H104V51ZM108 50V51H109ZM11 51V50H10ZM40 51V52H41ZM66 51V50H65ZM82 51V50H81ZM54 52V51H53ZM52 52V53H53ZM58 52V51H57ZM74 52V51H73ZM101 52L103 53L102 55H101ZM116 52H117V48H115V54H114V50H111L110 51V54H113L114 55V57H115V59H116V56L117 55H119L118 54V52H117V55H116ZM239 52V51H238ZM12 53V52H11ZM11 53H9V56H10V59L11 60H9V62L10 61H12L13 63H17L19 60H22V58L21 57H19L18 55L20 54V51H19V54L17 53V55H14L13 53L11 54ZM49 53H51V51L49 52ZM48 53V54H49ZM59 53V52H58ZM65 53V52H64ZM62 54L61 53V56H60V58L62 57V59H61V64L63 63V65H65L64 64V62H66L67 60H65V58L66 59H68L69 58V56H67V54H66V56L68 57H65L64 55L65 54ZM68 53V52H67ZM109 53V52H108ZM124 53V52H123ZM126 53V52H125ZM55 54V53H54ZM54 54H52V55H54ZM69 54V53H68ZM223 54V53H222ZM51 55V54H50ZM112 55V56H113ZM123 55V54H122ZM121 55V56H122ZM125 55V54H124ZM215 55V54H214ZM235 55H236V53H235ZM58 55L56 54V57H57ZM64 56V57H63ZM121 56L119 55L118 57L119 58H121ZM221 56V55H220ZM224 56V55H223ZM2 57V58H3ZM46 57L48 58V56L46 55ZM59 57V56H58ZM114 57H112V58H114ZM229 57V56H228ZM231 57V56H230ZM232 57L234 58V56L232 55ZM46 58V59H47ZM49 58H50V56H49ZM52 59H53V57H51ZM50 58V59H51ZM55 58V57H54ZM222 58V57H221ZM238 57H236V59H237ZM4 59H9L8 57H7V55L5 56V58ZM27 59V58H26ZM51 59V61L53 62V60ZM57 59V58H56ZM87 58L86 57H83V58H80V60L82 61V63L84 64V63H86V62H84L85 60H86ZM91 59V58H90ZM111 59V60H110ZM114 59V60H115ZM212 59H214L213 58V56H212ZM226 59V58H225ZM225 59L223 60V61H225ZM228 60L230 59V58H227ZM226 59V61L228 62V60ZM28 60H30V59H28ZM28 60H26V61H28ZM62 60H64V62L62 61ZM68 60H70V61H72V63L74 64V62H73V60H71V59H68ZM89 60V59H88ZM118 60V59H117ZM116 60V61H117ZM119 60H121V59H119ZM215 60H217L216 58H215ZM214 60V61H215ZM218 60H220L219 58H218ZM231 60H232V58H231ZM230 60V61H231ZM0 61V65H3V66H1V67H3V68H1L2 70L5 68V69H7L8 67H6V66H4V64H1L2 62ZM49 61V59L47 60V63H49L48 62ZM56 61L57 60H55L54 62L56 63ZM58 61H60V60H58ZM70 61H68L70 64H71V62ZM91 61V60H90ZM30 63H31V60L29 61ZM54 62H53V64H51V63H49V64H51L52 66L54 65ZM88 62V61H87ZM99 62H97V64H99ZM216 62V61H215ZM233 62V61H232ZM235 62V61H234ZM68 63V64H69ZM103 63V66L99 69L98 68V71L96 70L97 68H96V66H95V64L94 65H92V66H94V67H90V66H87V68L89 67V69L90 70H88L89 72L90 71H92L91 73H93V70H94V72H100L101 70H102V68H104L105 67V64ZM212 63V62H211ZM226 63V62H225ZM229 63V62H228ZM20 64V65H19ZM57 64H58V62H57ZM56 64V65H57ZM88 64V63H87ZM91 64H93V63H91ZM208 64H209V61H208ZM207 63L204 65V66H208L207 68L211 71V70H214V68L213 67H215V66H213V65H208ZM224 64V63H223ZM223 64H221V66H222V68L220 69V73L219 72H217V73H219L218 75H219V77H218V79L220 78V79H222V77H224V76H226V77H228L230 74L232 75V74H234V73H230L229 75H225V73H227V72H225L224 73V71H223V69H225V67H226V64L225 65H223ZM9 65H11V62H10V64ZM19 65V66H18ZM23 65V64H22ZM21 65V63H17V69L21 66L22 68H24V66H22ZM43 65V64H42ZM55 65V66H56ZM59 65H60V63L55 67V68H53V67H51V68H49V66H48V64L47 65H45L47 68H45V69H43L44 67H42L41 69H43L44 70V72H41V73H38L39 75H35L36 77H37V84L34 86V87H32L33 86V83L30 81V79H28L27 78V76H28V72H25L26 73V75L24 74V78H25V80L22 78V75H20V74H23V72L21 73V71L23 70L21 67V71H17V69H16V65H15V67L14 66H12L11 68H14L15 70H16V72H18V74L21 76H19L18 74H14V72H12L13 71V69L11 70V68H9L10 70L8 71V72H6L5 71V69L3 70V72H5L4 74H1V73H3L1 70V72H0V74H1V76H0V112H3L4 113V115L8 112V111H10V110H13L14 108H16L17 106H18V104H20V107H21V104L23 103V102H27V103H29V102H31V103H34V105L35 104H38V103H44V101L46 102L48 99H50V98H53V100L56 102V100H59V99H62V96H63V93L65 94V92L68 90V86H69V80L67 79V78H65L66 80H67V82H65L66 80L64 79V75H67V74H64L63 73V71H64V68H66V66H64L63 67V65H61V67H63V69H61V68H58L59 67ZM72 65V64H71ZM70 65V66H71ZM76 66L78 65V64H75ZM81 65V64H80ZM89 65H90V63H89ZM74 66V65H73ZM83 66H85V64L83 65ZM109 66H111V65H109ZM210 66H212V69H211V67ZM225 66V67H224ZM26 67V66H25ZM40 67V66H39ZM72 67V66H71ZM80 67V66H79ZM99 67H100V65H99ZM224 67V68H223ZM228 67V66H227ZM226 67V68H227ZM59 70H58V69ZM69 68V67H68ZM68 68H66V69H68ZM73 68H75V66L73 67ZM77 69H78V66L76 67ZM75 68V69H76ZM84 68V67H83ZM83 68H81L80 67V69L82 70ZM94 68V69H93ZM207 68H206V70H207ZM25 69H27L28 70V68H25ZM24 69V70H25ZM31 69V68H30ZM29 69V70H30ZM41 69H39V71H43V70H41ZM48 69H49V72H46L45 73V70L46 71H48ZM54 69V70H53ZM55 69L58 71H55ZM80 69H78V72H76V70L74 71V70H72L73 71V73L75 74H73L74 76V78L75 77H77L78 76V81H79V77H81V78H83V80H85L84 78H86L85 77V75L88 73V71H86L85 72V74H83L82 73V71H85V70H87L86 69V67H85V69L84 70H80ZM93 69V70H92ZM110 69V68H109ZM238 69V68H237ZM19 70V69H18ZM53 70V71H52ZM62 71V73H63V75H62V73H61V71ZM69 70H70V72H69ZM69 70H66L67 71V73L69 72V73H72L71 72V68H69ZM96 70V71H95ZM100 70V71H99ZM193 70V69H192ZM66 71H65V73H66ZM80 71H81V73H80ZM194 71H196V70H194ZM194 71H188V72H190V73H182V75H181V77H180V79L178 80V82L176 81L175 83H177L178 84V88H177V85L174 87V90L173 91H175L176 89L177 90H184V91H175L176 92V97H177V95H178V97L179 96H181V97H179V99L180 98H182L181 100H180V102L177 104V107H176V109L177 108H179L180 107V105H182V107L181 108H183L184 106H186L187 107V105L190 103V104H194V106L196 107V106H198L199 108L201 107V109H199L200 111H205L206 109H209V110H220L219 108H216V106H214V105H216V104H214L213 105V103H214V101H212V99H210V97L212 96L211 94H209L210 95V97L209 96H207L208 98H203V99H199L198 98V96H195V93H192V91L193 90H197L198 88H202V85L201 84H203V83H205L204 82V80H203V77H205V76H200V75H202V74H200L199 72L197 73V72H195L194 73ZM209 71V72H210ZM218 71H219V69H218ZM226 71V70H225ZM235 71H236V69H235ZM9 72H12L15 76L14 77H16L17 75L20 77V78H22L25 82H23V80H21L20 81V78L19 77H17V78H19L17 81V83H19L20 84V86L16 83L15 84V82L16 81H14L13 82V76H11V77H13L12 79H11V77H7L6 78V73L8 74ZM52 72H57V73H53V74H55L54 76H53V74H52ZM59 72L61 73V74H59ZM214 72V71H213ZM230 72V71H229ZM233 72V71H232ZM12 73H10L11 75H12ZM33 73V72H32ZM32 73H31V76H32ZM47 73H49V74H51V75H49V74H47ZM77 73V74H76ZM80 73V74H79ZM211 73V72H210ZM210 73H208L207 72V74H209L210 75ZM224 73V76H222L221 74H223ZM10 74H8V76L10 75ZM45 74V75H44ZM58 74V77H56V75ZM79 74V75H78ZM82 74L84 75V77L82 76ZM89 74V73H88ZM97 74V73H96ZM60 75V76H59ZM93 75H94V73H93ZM103 75V73L101 72V73H99V77L100 76H102ZM204 75V74H203ZM215 75V74H214ZM220 75H221V77H220ZM236 75V74H235ZM30 76V77H31ZM87 76V75H86ZM234 76V75H233ZM29 77V76H28ZM33 77V76H32ZM31 77V78H32ZM90 77V76H89ZM95 77L96 76H94V79H95ZM98 77V76H97ZM202 77V78H201ZM209 77V76H208ZM71 78V77H70ZM87 78H88V76H87ZM92 78V77H91ZM8 79V80H7ZM10 79V80H9ZM76 79V78H75ZM205 79V78H204ZM219 79V80H220ZM12 80V81H11ZM15 80H16V78H15ZM29 80V81H28ZM82 80V81H83ZM209 80H210V78H209ZM208 80V81H209ZM219 80H217V82L216 83H219L220 81ZM27 81V82H26ZM75 81V80H74ZM78 81H76V82H78ZM87 81H89L88 79H87ZM219 81V82H218ZM75 82V83H76ZM207 82V81H206ZM70 83H71V80H70ZM84 83H85V81H84ZM215 83V84H216ZM220 83H222V82H220ZM201 86H200V85ZM224 84V83H223ZM18 85V86H17ZM72 85H74V83L72 84ZM76 85V84H75ZM88 85V84H87ZM196 85H199L198 86V88H192V87H195ZM217 85V84H216ZM220 85H222V84H220ZM192 86V87H191ZM203 86H207V85H203ZM218 86V85H217ZM224 86V85H223ZM18 87L20 88V89H18ZM71 87H73V86H71ZM78 87V86H77ZM197 87V86H196ZM191 88V89H190ZM218 88H219V86H218ZM71 89V88H70ZM190 89V90H189ZM172 91V92H173ZM226 91H228V93L230 92V90H226ZM225 91V92H226ZM48 92V93H47ZM199 92V91H198ZM185 93L187 94V93H189V95H185ZM203 93V92H202ZM220 93H223V92H220ZM185 95V96H182V95ZM172 94H171V92H170V94H168V96L167 97H169V96H171ZM199 95V94H198ZM207 95V94H206ZM174 96V95H173ZM187 96H188V99H187V101H185L186 100V98H187ZM175 97V96H174ZM175 97V98H176ZM178 97H177V99H178ZM191 97V98H190ZM206 97V96H205ZM63 98H64V96H63ZM191 100H190V99ZM174 99V98H173ZM207 100V101H206ZM209 100V101H208ZM214 100V99H213ZM190 101V102H189ZM212 101V102H211ZM22 102V103H21ZM48 102V101H47ZM186 102H188V104L186 105L185 103ZM42 103V104H43ZM216 103V102H215ZM157 103H155V102H149V103H144V104H142V105H139V106H137V108H136V110H135V112L133 113V115H132V119L130 120V121H133V120H136V119H138V117H140V115L141 114H143V113H147V112H150V114L148 115V113H147V118H146V120L144 119V121L143 120H141V122H139V123H137L136 124V126L135 127H131L130 128V130L128 129L127 131H124L123 130V132H121V133H119L118 134V136L116 137V138H113L114 139V141H115V143L114 144H117V151H118V149L119 150H121L120 152L121 153H119V154H121V156H124V157H126V155L128 156V151H130V150H132V149H135V150H141V151H144V150H151V151H153L154 152V155H155V158H157V163L156 164H154V165H152L153 167L155 166L156 168H157V165H161V166H159L160 168L162 167V165H163V162H165V165H167L168 166V163L166 162V158L164 157L166 154H162L161 153V151H160V148H162V149H166V150H164V152L165 153H167V148H165V146H167V145H163L164 146V148L163 147H161L160 145H157V144H159V139H163L164 140V138H162V137H160L159 138V132L160 133H162V129H159L160 131H158V129H156L155 127H154V125L153 124H155L154 123V121L156 122V124H155V126H157V124L159 125V127L158 128H160V125L162 126V128H163V126L164 127H168V128H166V131H167V129L168 130H170L171 132L173 131V129H170L169 127H172V126H169L168 124H171L172 125V121L171 122H167V119L169 118V120L173 117V116H170V117H166V116H169L170 114H166V112H164L165 110H161L159 113H155V112H153V113H151V111L154 109L155 111H156V107L155 108H153L155 105H156ZM160 104V103H159ZM159 104H157V105H159ZM192 104V105H193ZM195 104H197V105H195ZM23 105V104H22ZM28 105V104H27ZM31 105H33V104H31ZM179 105V106H178ZM184 105V106H183ZM192 105H191V107H192ZM36 106V105H35ZM39 106H41V104L39 105ZM54 106V105H53ZM190 106V105H189ZM218 106V105H217ZM223 107H225L224 105H222ZM259 106V105H258ZM254 107V110H255V112L258 110H260L259 109V107ZM58 107V106H57ZM161 107V106H160ZM159 106H158V108H157V110H159V108H160ZM195 107H193L194 109H195ZM215 107V108H214ZM253 108V106H250V108ZM52 108V107H51ZM153 108V109H152ZM174 107H172V109H173ZM185 108V107H184ZM203 108H206V109H203ZM250 109V110H253V109ZM256 108H258L257 110H256ZM261 108V107H260ZM28 109V108H27ZM43 109V108H42ZM50 108H48L47 110H49ZM152 109V110H151ZM162 109V108H161ZM172 109H170L171 111L170 112H172V111H174V110H172ZM175 109V110H176ZM187 109V108H186ZM196 109H198L197 107H196ZM195 109V110H196ZM224 109V108H223ZM248 110H247V112L248 111H250L249 110V107L247 108ZM26 110V109H25ZM24 110V111H25ZM29 110H33L32 108H30ZM28 110V111H29ZM153 110V111H154ZM179 110H180V108H179ZM185 110V109H184ZM15 111V110H14ZM181 111V110H180ZM196 111H198V110H196ZM199 111V112H200ZM47 112V111H46ZM158 112V111H157ZM161 112H163L162 114H161ZM167 112H169L168 110H167ZM206 112V111H205ZM209 112H212V111H209ZM222 111L220 110V111H217V113H214V116L217 118L218 116H220V114H218V113H221ZM262 112H264L263 111V109L261 110V111H259V114L261 115L262 114ZM177 113V112H176ZM182 113H184L183 111H182ZM188 113V112H187ZM252 113V117H251V120L249 121L248 119H247V117L246 118H244V119H247L248 121H246L245 122V120H242L241 121V119L240 118H242V116L240 117L239 115V118H238V116L236 115V116H234L235 114H233V112H232V117H231V119L232 120H234V121H228V120H226V121H228V122H226L225 121V123H224V121H222L221 122V120H218L216 123H213V124H215V125H217V124H219V121H220V127L222 128H219V129H217L218 127H219V125L216 127L215 125L212 127V123H204V125L205 126H207V125H209V127H212L215 131H223V128L225 127H227V130L229 131V132H232V134H235V137H234V139H235V141L233 140V139H231V141L233 140L234 141V145H232V146H234L232 149H233V153L231 154V155H228V156H230V159H229V157L227 156V154L225 155L224 154V158H225V156H227V158L229 159V160H231L232 162H230V161H228V162H230L231 163V167H230V169L229 168H227L228 170H226V172H225V169H223L222 168V170H224V172H222L221 174L223 175V177H222V175H221V177H219V173H217V175H218V178H219V182H217V184L215 185H212V184H204L205 186H202V184H203V182H202V184L200 183V185L198 184L199 182H201L202 181V179L203 178H201V180L199 181V180H197L196 181V184H198L197 185V187L195 186V185H193L192 184V182H191V184H192V186L191 187H189L190 186V184H186V186L185 185H182L183 186V189L185 190V188H186V190H187V188L188 189H192L191 191H189V190H187L188 192H190V193H188V194H186V196H184L183 197V195H184V192H186V191H184V192H182L181 191V193H183V195H181V193H180V197L178 196V198H181V196H182V201L180 200L179 202L176 200V198H175V200L173 199L175 196L173 195V198H172V196L170 197V198H172L173 200H174V204L177 202L178 204H176V205H174L173 204V202H171V200H169V202H171L170 204H169V206L171 205L172 206V210L170 211V210H168V211H170V212H168V214L167 215H169L168 217L167 216H165L166 218H163V216H161L160 215V218H162V219H160L159 218V220H158V217L156 216V218H157V220H158V224L157 223H155V221H153V223H155L154 225L153 224H151V222H150V224L152 225V226H154L155 227V229L156 228H158L157 230H155L152 226H150V225H147L146 224V227H148L147 229L145 228V226L143 225H141V231H139L140 230V225H138L137 223H136V225H134V226H136V229H131V231H134V232H130V233H124V234H121V238L123 239V243H124V247L120 250V252H119V249H118V251H115V253L116 252H119L120 254H119V262L118 263H122V264H124L123 262H125V261H127L128 259L127 258H129V260L131 261V259L130 258H132V257H134V258H136V261H137V257H135L136 255H138V254H140L141 253V250H139V249H144L145 248V246H146V248H150V251H147L146 250V252L147 253H150V256H151V258H153L154 257V259H152L151 261H150V258H149V261L151 262V263H149V264H173L172 262L175 260V262L179 259V261H177V262H179V263H181V261L182 262H184L187 258H188V256H190V255H188L187 257L186 256H183L184 254H181V256H183L184 258L186 257V259H184V261L180 258V256H178V252L180 251V249L181 250H186L187 248H183V246H186V245H188V244H190V243H192V242H197V240H198V238H200V237H202L201 239H203V238H207V239H203V240H199V242H201L202 241V243H204L205 244V242H203L204 240H208V238H210V236H208V237H206V232L208 233L209 231H207V229L205 230V232L204 231H202L201 229L203 228V227H205V228H207V226L208 225H211L210 226V229L209 230H211L208 234L209 235H211V237H214V238H216L217 240H218V242L219 241H221V240H223L224 241V243H222L221 244V249L219 248L220 246H219V244H218V247L217 246H215L216 244H214V242H210L211 240H215V239H210V241L208 240V243H212V244H214V246L216 247V249H218V251L216 250V249H214L213 251L214 252H216L214 255H219L220 253H222L223 255H225V256H221V254H220V256L223 258V260H222V258H220V257H218L219 258V260H221L220 262L218 261V258H217V260L214 258V260L215 261H212V263L211 264H214V263H216V264H220V263H222V264H225V263H223L222 261H224V262H226L227 264H230L231 262V264H234V261L233 260H239L240 258H242V256H243V254L245 255V252L242 254V253H240L239 252V249L241 250H243V251H246V252H248V253H246L248 256H250V254H251V259H253L252 260V264H257L258 262L257 261H261V264H264V263H262L263 261H264V152L263 153H260V152H262V151H264V143L263 142H261L262 144H263V148H262V145L260 144L259 145V143H260V140H259V138H261V137H264V136H259L261 133H259V130L260 131H262L261 129H258V133H256V131H254V130H256V127H261L262 129H264V127H263V125H264V122H263V117L261 118V120H259L260 119V115L259 114H257L256 113V115H259L258 117L257 116H255V114H253L254 112H251L250 111V114ZM163 115V116H165V118H167V119H163V117H161V115ZM218 115V116H216V115ZM222 114H224V110H223V112H222ZM173 115H174V113H173ZM227 115H228V113H227ZM227 115H226V113H225V119H227L228 117H227ZM222 115H221V117L224 119V117H223ZM234 116V117H233ZM261 116H263V114L261 115ZM161 117V119H159ZM215 117H213V118H215ZM227 117V118H226ZM236 117V119H239L241 122H237V120L236 119H233V118H235ZM248 117H249V115H248ZM130 118H131V116H130ZM129 118V119H130ZM254 118V119H253ZM256 118H259L258 120H256ZM182 119V118H181ZM218 119H221V118H218ZM243 119V118H242ZM249 119H250V117H249ZM253 119V120H252ZM157 120H159L158 121V123H157ZM176 120V119H175ZM161 121L164 123V124H162L161 123ZM124 122V121H123ZM127 122V121H126ZM125 122V123H126ZM213 122V121H212ZM214 122H215V120H214ZM159 123H161V124H159ZM165 123H167V124H165ZM122 124H124V123H122ZM201 124V123H200ZM221 124H223V126L221 125ZM117 125V124H116ZM120 125V124H119ZM168 125V126H167ZM187 125V124H186ZM185 125V126H186ZM190 125H192V124H190ZM195 125V124H194ZM203 125V124H202ZM173 126H176V125H173ZM181 126V125H180ZM182 127V126H181ZM208 126L205 128L204 126H203V129H204V131H206L207 133H205V134H208V132L210 133V131H209V128ZM214 127H216V128H214ZM117 128V127H116ZM212 128H210V130H211V132H213L214 130L212 129ZM255 128V129H254ZM126 129V128H125ZM164 130H165V128H163ZM163 130V131H164ZM213 130V131H212ZM226 129H224V131H225ZM166 131H164L165 132V134H166ZM223 131V132H224ZM228 131H226L225 133H228ZM170 132V133H171ZM191 132V131H190ZM218 132H214V134L216 133L217 134V136H218ZM263 133H264V131H262ZM167 133H169V131H167ZM225 133H223V134H220L219 133V136L218 137H221V138H219L220 140L222 139H224L223 138V135L225 134ZM164 134V133H163ZM173 134V133H172ZM210 134H212V133H210ZM216 134H215V137H216ZM229 134H231V133H229ZM242 134H243V136H242ZM244 134L245 135H248L247 137H245L244 136ZM178 135V134H177ZM262 135V134H261ZM160 136H162V135H160ZM257 136H259V138L257 137ZM178 137V136H177ZM224 137H225V135H224ZM227 137V136H226ZM229 138H231L230 136H229ZM212 139V138H211ZM219 139H216V138H214V139H212V140H219ZM263 139V138H262ZM159 140V141H158ZM219 140V141H220ZM221 140V141H222ZM221 141L219 142V143H221ZM224 141H226V142H224V143H227V140L225 139ZM229 141H230V139H229ZM111 142V141H110ZM158 142V143H157ZM164 142V141H163ZM223 142V141H222ZM233 142H231V144H232ZM166 144V143H165ZM222 144V143H221ZM220 144V145H221ZM228 144H230V142L229 143H227L226 145H228ZM224 147H222V148H226L225 147V145L224 144H222ZM113 146V148H111L110 149V151H111V154L114 152L115 154H116V152L117 151H114V150H116V149H114L115 148V146L114 145H112V143H111V145L109 146V147H112ZM159 146H160V148H159ZM231 146V145H230ZM229 146V147H230ZM260 146H261V148H260ZM102 147V146H101ZM109 147H107V149H105V152H107L108 151V149H109ZM229 147H227V150H224L225 152H227L228 151V149H229ZM102 148H104V145H103V147ZM231 148V147H230ZM114 149V150H113ZM232 149H229V151H228V153H230L231 151H232ZM259 149L261 150L260 152H259ZM107 150V151H106ZM112 150H113V152H112ZM137 150V151H138ZM139 150V152L141 153V151ZM102 151H104V150H102ZM110 151H108L109 153H110ZM151 151L149 152V153H151ZM119 152V151H118ZM117 152V153H118ZM114 153H113V155H114ZM148 154V153H147ZM152 154V153H151ZM150 154V155H151ZM104 155V154H103ZM102 155V156H103ZM140 155V154H139ZM145 155V154H144ZM144 155H143V159L144 158H147L146 156L144 157ZM153 155V154H152ZM164 155V156H163ZM83 156V155H82ZM101 156V157H102ZM110 156V155H109ZM136 156H137V154H136ZM231 156H233V157H231ZM88 158L87 159H89V154H88V156H87ZM93 157V156H92ZM96 157H98V156H95L94 155V157L91 159L92 161H93V163H94V161L95 160H93L94 158H96ZM100 156H99V159L101 158ZM103 157H105V156H103ZM140 157V159H142ZM148 157H149V155H148ZM167 157H168V153H167ZM80 158H81V156H80ZM106 158H108V156L106 157ZM138 158V157H137ZM153 158H154V156H153ZM97 160H98V158H96ZM102 159V158H101ZM142 159V160H143ZM149 159V158H148ZM162 159H164L163 161H162ZM96 160V163H98V161L100 162V160H98L97 161ZM104 160V159H103ZM102 160V161H103ZM154 160V159H153ZM225 161V163H223L222 164V167H225V165H226V163H227V161H226V159H224ZM88 161L89 160H80V159H76L74 162L72 161H68V162H66L64 165H63V167L62 168H60V169H58V170H56V171H49V172H43V173H37V171H36V174H34V175H31V176H33L32 178H31V176H30V179L29 180H27V181H23L22 183H26V182H28V184H29V186L31 187V188H29V186L27 187L28 189H25V187L23 186V184L21 185V186H23L24 187V189L25 190H28V192L29 191H31V192H27V191H24L25 193H26V195H28V194H35L34 195V197H35V200H37L36 202H38V204H40L41 205V208H43V213L45 214L44 216H47V221L48 222H52L53 221V216L51 215L52 214V212H51V209L52 208H50L49 207V204L51 203V202H53V204H54V191H56V190H61L60 188H61V186H62V184H64V186H65V184H67V186H68V184L70 185H72V187L76 190H80V192H81V194L83 195V196H86L88 199L87 200H89L90 202H94L95 200H94V198H93V193H92V190H95V189H97V187H100L101 186V188L102 187H105L104 185H103V181L102 180H99V175H98V173L97 172H95L94 170H90V169H88V168H90V167H88L87 165H88ZM89 162H91V161H89ZM143 163H141V160H140V165H146L147 164V162L148 161H146L145 163H144V161H142ZM93 163L91 162V164L93 165ZM149 163H150V159H149ZM148 163V164H149ZM167 163V164H166ZM230 163H229V165H230ZM147 164V165H148ZM152 163H150L149 164V166L151 165ZM225 164V165H224ZM89 165H90V163H89ZM164 165V166H165ZM227 165H228V163H227ZM226 165V166H227ZM163 166V167H164ZM201 166V165H200ZM217 166V165H216ZM88 167V168H87ZM159 167H158V169H159ZM166 167V166H165ZM220 167V166H219ZM229 167V166H228ZM200 168H202V167H200ZM226 168V167H225ZM168 169V168H167ZM220 169V168H219ZM157 170V169H156ZM159 170H161V169H159ZM163 170V169H162ZM170 170V169H169ZM221 170V169H220ZM220 170H219V172H220ZM210 171V170H209ZM209 171H207V172H209ZM34 172H35V170H34ZM159 172V171H158ZM198 172H202V173H200L199 174V176L201 175L202 176V174L205 172L204 171V169H200V170H198ZM210 172H214V173H216V172H218L217 170H213V171H210ZM96 173H97V175H96ZM170 173H172V172H170ZM161 174V173H160ZM161 178V177H160ZM200 178V177H199ZM220 178H222V179H220ZM166 179V178H165ZM166 180H168V179H166ZM166 180H164V182L166 181ZM193 180V179H192ZM204 180V179H203ZM224 181V182H222V181ZM170 180H168V181H166V182H169ZM187 181H190V180H188L187 179ZM199 181V182H198ZM135 182V181H134ZM152 182V181H151ZM157 182V181H156ZM155 182V183H156ZM221 182V183H220ZM175 183V182H174ZM194 183V182H193ZM210 183V182H209ZM158 184V183H157ZM195 184V183H194ZM18 185H20V184H18ZM168 185H170V184H168ZM17 186V185H16ZM21 186L17 189V187L15 188V189H13L14 191V194L16 195V193L19 191V190H22L21 189ZM64 186H62L63 188H64ZM67 186H65V187H67ZM159 186V185H158ZM175 186V185H174ZM182 186H180L179 187V189H182ZM185 186V187H184ZM198 186H201V191L199 190L200 188L198 187ZM7 187V186H6ZM9 187V186H8ZM22 187V188H23ZM150 187V186H149ZM152 188H153V186H151ZM172 187V186H171ZM193 187L195 188L194 190H193ZM68 188V187H67ZM72 188V189H73ZM148 188V187H147ZM146 188V189H147ZM159 188L161 189V187L159 186ZM174 188V187H173ZM197 188V189H196ZM9 190L7 191V194L5 195L6 196V198L8 199V197L11 195H14L13 194V192L11 193V187H9L8 188ZM17 189V190H16ZM23 189V190H24ZM31 189V190H30ZM145 189V188H144ZM149 189V188H148ZM157 189V188H156ZM172 189V188H171ZM178 189V188H177ZM5 190H7L6 188H5ZM5 190H3V191H5ZM16 190V191H15ZM64 190H65V188H64ZM90 190H91V192H90ZM159 190V189H158ZM170 190V189H169ZM168 190V195H169V192H170V194H172V191H169ZM173 190V192H175L174 191V189H172ZM196 190L198 191V193H195L196 192ZM2 190L0 189V192H1ZM3 191L1 192L2 194H4L3 193ZM68 191V190H67ZM180 190H178V192H179ZM199 191H200V193H199ZM9 192H10V195H9ZM16 192V193H15ZM24 192H22V195L24 194ZM33 192V193H32ZM64 192V191H63ZM76 192V191H75ZM1 193H0V198L2 197V198H5V196H3V195H1ZM20 193H21V191L20 192H18L17 193V196H18V194L20 195ZM78 193H79V191H78ZM76 194V193H75ZM80 194V193H79ZM179 194V193H178ZM195 194H197V195H195ZM7 195H9L8 197H7ZM15 195L14 196H12V198H14V200H16V198H18L17 196H16V198H15ZM22 195H20V196H22ZM25 195V194H24ZM25 195V196H26ZM167 195V196H168ZM176 195V194H175ZM19 196V197H20ZM82 196V197H83ZM191 196V197H193V196H196V200L194 199V200H191V199H193V198H189V197ZM24 197V196H23ZM32 197V196H31ZM5 198V199H6ZM12 198H9L8 200L10 201V200H13ZM195 198V197H194ZM7 199H6V201H7ZM2 200V199H1ZM13 200V201H14ZM179 200V199H178ZM3 201H5V200H3ZM2 201V202H3ZM1 202V203H2ZM36 202H35V204H36ZM167 202V201H166ZM0 203V204H1ZM10 203V202H9ZM52 204V205H53ZM37 205V204H36ZM1 206H3V204L1 205ZM6 206V205H5ZM39 206V205H38ZM165 206H166V204H165ZM174 206V207H173ZM2 208V207H1ZM7 208V207H6ZM40 208V206L38 207V209ZM166 208H167V206H166ZM168 208H170V207H168ZM9 209V208H8ZM171 209V208H170ZM40 210V209H39ZM42 210V209H41ZM161 212V211H160ZM161 214H162V212H161ZM43 215V214H42ZM44 216H43V218H44ZM149 218H151V217H149ZM155 218V219H156ZM46 220V219H45ZM147 220V219H146ZM150 220H153V219H150ZM144 222V221H143ZM157 222V221H156ZM145 223H147V222H145ZM144 223V224H145ZM143 224V223H142ZM156 224L158 225V226H160V227H156ZM137 225L139 226V227H137ZM151 227V229H150V227ZM209 227V226H208ZM132 228H134L133 226H132ZM139 228V229H138ZM204 228V229H205ZM197 229V231L195 232V234L192 232V231H195ZM198 229H199V231L200 232H198ZM143 230V231H142ZM145 230V231H144ZM149 230V231H148ZM151 230V231H150ZM115 231V230H114ZM148 231V232H147ZM190 233H193L192 235L190 234ZM120 234V233H119ZM100 235V234H99ZM111 235V234H110ZM94 236H96V235H94ZM107 236V235H106ZM115 236V235H114ZM116 237H118V235L116 236ZM115 237V238H116ZM26 238V237H25ZM111 238V237H110ZM195 238V239H194ZM197 238V239H196ZM21 239H22V237H21ZM21 239H19L18 241L20 242L21 241ZM113 239V238H112ZM117 239V238H116ZM23 240V239H22ZM26 240V239H25ZM24 240V242H26ZM103 240H105L104 238H103ZM192 240H195V241H192ZM216 240V241H217ZM7 241V240H6ZM11 241H12V239H11ZM17 241V240H16ZM113 241V240H112ZM188 241H189V243H188ZM190 241H192V242H190ZM7 242H9V240L7 241ZM14 242V241H13ZM22 242V245H21V248L24 250L25 248L24 247H22L23 246V241H21ZM20 242V243H21ZM111 242V241H110ZM116 242H117V240H116ZM218 242H216V243H218ZM10 243V242H9ZM17 243V242H16ZM29 243V242H28ZM33 243V241L30 243V244H32ZM36 243V242H35ZM41 243V242H40ZM39 243V244H40ZM185 243H187V244H185ZM201 243V244H202ZM208 243H207V245H208ZM221 243V242H220ZM1 244V243H0ZM6 244V243H5ZM15 244V243H14ZM109 244V243H108ZM112 244V243H111ZM193 244V243H192ZM191 244V246H193ZM199 244V243H198ZM204 244H202L203 246H204ZM2 245V244H1ZM12 245V244H11ZM25 245H27L26 243H25ZM33 245V244H32ZM36 245H38V244H36ZM42 245H43V243H42ZM52 245V244H51ZM50 245V246H51ZM97 245V244H96ZM116 245V244H115ZM123 244H121V246H122ZM10 246V245H9ZM28 247L30 246L29 244L27 245ZM41 246V245H40ZM46 246V244L44 245V247ZM113 246V245H112ZM119 246V245H118ZM130 246H133V249L131 248V249H129L130 248ZM141 246H143V247H141ZM148 246V247H147ZM190 245L188 246V249L186 250V251H180V253H186V255H187V251H189V253L191 254V255H195L196 256V254L195 253H192L190 250H189V248L192 250V247H191ZM199 246V245H198ZM214 246H212L211 245V247H213L214 248ZM223 246V247H222ZM8 247V246H7ZM35 247V246H34ZM39 247V246H38ZM48 247V246H47ZM141 247V248H140ZM187 247V246H186ZM206 247V246H205ZM3 248V247H2ZM10 248V247H9ZM14 248V247H13ZM30 249H31V247H29ZM29 248H27V250L29 249ZM50 248V247H49ZM95 248V247H94ZM112 248V247H111ZM115 248V249H116ZM121 248V247H120ZM145 248V249H146ZM148 248V249H149ZM194 248H197V249H195L196 251L198 250V248L199 247H195L194 246ZM193 248V249H194ZM200 248L201 249H203V251H200L199 253H200V256L202 257L201 259L203 260V261H205L206 262V260L208 259V258H210V257H207V259L205 260V257L206 256H208V254H209V256H210V254H213V253H210V252H208L207 250V252L206 253H208L207 255H204L205 254V251H204V249L205 248H203L202 246H200ZM200 248H199V250H200ZM207 248V247H206ZM209 248H210V246H209ZM5 249V248H4ZM15 249V248H14ZM21 249V250H22ZM34 249H37V248H34ZM34 249H32V250H29V252L28 251H26L27 253L24 255V258H26L25 260H23L24 258H23V256H22V259H19V260H21V261H23V263L22 264H32L33 262L35 263L36 261H38L37 260V258H39V260H40V258L43 256V254H44V251H45V249L43 250V252L40 250V247L38 248L40 251H37V250H34ZM41 249H42V247H41ZM76 249H78V248H76ZM75 249V250H76ZM87 249V248H86ZM98 249V248H97ZM97 249H96V251H97ZM112 249H114V248H112ZM138 250L139 251V253L137 252V251H133V250ZM10 250H12V249H10ZM16 250H17V248H16ZM19 250V252H21L20 251V249H18ZM47 250H48V248H47ZM46 250V251H47ZM59 251H60V249H58ZM69 250V249H68ZM68 250H66V251H68ZM73 250V249H72ZM79 250H81V249H79ZM79 250H77L78 252H80ZM88 250H89V248H88ZM87 250V251H88ZM90 250H91V248H90ZM92 250H93V248H92ZM129 250L130 251H132V253H133V255H135V256H131L132 254L130 253L129 255H128V253H129ZM198 250V251H199ZM219 250H222V251H219ZM7 251V250H6ZM9 251V250H8ZM58 251V252H59ZM63 251H64V249H63ZM87 251H85V253H86V255H91V254H87ZM209 251H211L212 252V250H209ZM225 253H227V254H225ZM0 252H2L3 253V251L1 250ZM18 252V251H17ZM15 253V255L17 254V257L19 256V254L20 253ZM41 252H42V254H41ZM49 252H51L52 253V250H50V251H48V253ZM99 253L101 252V251H98ZM113 252V251H112ZM137 252V253H136ZM142 252H144V255L146 256L147 255V253L145 254V251H142ZM195 252V251H194ZM204 252V254H203V256L201 255L202 253ZM242 252V251H241ZM8 253V252H7ZM23 253V252H22ZM21 253V254H22ZM24 253H25V251H24ZM59 253H61V252H59ZM58 253V254H59ZM76 253V252H75ZM82 253V252H81ZM93 253H95V252H93ZM103 253V252H102ZM114 253V252H113ZM178 253V254H177ZM188 253V254H189ZM199 253H198V256L197 257H194L195 258V262L199 259L198 257H199ZM250 253V254H249ZM252 253H253V255H252ZM1 254V253H0ZM6 254V253H5ZM11 253H8L7 255L9 256ZM20 254V255H21ZM36 254H37V256H36ZM46 254H47V252H46ZM45 254V255H46ZM57 254V255H58ZM62 254V253H61ZM64 254V253H63ZM67 254V253H66ZM65 254V255H66ZM70 254H71V252H70ZM69 254V255H70ZM72 254H73V251H72ZM77 254V253H76ZM82 254H84V253H82ZM81 254V255H82ZM98 254V253H97ZM97 254H95V256L97 255ZM105 254V253H104ZM106 254H108V253H106ZM111 254V253H110ZM110 254H108V255H110ZM117 254V253H116ZM234 254V255H233ZM235 254H237L238 256L239 255H241V257L240 258H238V256L237 255H235ZM256 254H258V257H257V255ZM12 255V254H11ZM11 255H10V258H11ZM23 255V254H22ZM42 255V256H41ZM49 255V254H48ZM48 255L46 256V257H48ZM54 255L56 256V254H55V251H54ZM54 255L52 256V258L54 257ZM64 255V256H65ZM103 255V254H102ZM101 255V256H102ZM6 256V255H5ZM7 256V257H8ZM25 256H27V257H25ZM50 256H51V254H50ZM67 256V255H66ZM71 256V255H70ZM70 256H68V257H70ZM74 256H76V255H74ZM78 256V255H77ZM77 256H76V258H77ZM82 256H84V255H82ZM93 256V255H92ZM129 256H131V257H129ZM139 256V255H138ZM144 256V257H145ZM148 257H149V255H147ZM146 256V257H147ZM205 256V257H204ZM232 256H234L232 259L230 258V257H232ZM237 256V257H236ZM246 256V255H245ZM1 257H3V256H0V259H1ZM79 257V256H78ZM91 257V256H90ZM107 257V256H106ZM109 257V256H108ZM117 257V258H118ZM140 257V256H139ZM145 257V258H146ZM203 257H204V259H203ZM212 257V256H211ZM214 257V256H213ZM255 257H256V260H255ZM6 258V257H5ZM9 258V257H8ZM9 258V259H10ZM20 258H21V256H20ZM61 258V257H60ZM60 258H58V259H60ZM66 258V257H65ZM71 258H72V256H71ZM86 258H87V256H86ZM93 258V257H92ZM102 258V257H101ZM115 257H113V259H114ZM141 258L143 259V256H141ZM176 258H178L177 260H176ZM191 258V257H190ZM227 258V259H226ZM229 258V259H228ZM235 258V259H234ZM238 258V259H237ZM248 258V257H247ZM8 259V260H9ZM16 259V258H15ZM44 260V261H46V258L44 259V256H43V258H41V260ZM48 259V258H47ZM58 259H56L57 261H58ZM64 259V258H63ZM68 259V258H67ZM106 259V258H105ZM110 259V258H109ZM126 259V260H125ZM140 259V258H139ZM138 259V261L136 262L135 261V259L133 260V262L135 261L136 263H138L139 264V261H141V260H139ZM180 259H181V261H180ZM189 259V258H188ZM197 259V260H196ZM201 259H200V261H201ZM211 259H213V258H210V260ZM243 259H244V257H243ZM4 259H2L1 260V262H4L3 261ZM6 260V259H5ZM8 260H6L5 262H8ZM12 260V259H11ZM18 260V259H17ZM40 260V261H41ZM49 260H51L50 259V257H49ZM76 261L77 260H80L79 258L78 259H75ZM75 260H73V261H75ZM82 260H83V258H82ZM94 260V259H93ZM98 260V259H97ZM209 260V261H210ZM226 260V261H225ZM227 260H229L228 262H227ZM248 260V262H249V260H250V258L249 259H247ZM53 261V260H52ZM51 261V262H52ZM64 261V260H63ZM68 262L70 261V260H67ZM71 261H72V259H71ZM90 261V260H89ZM96 261V260H95ZM94 261V262H95ZM102 261V260H101ZM106 261V260H105ZM107 261H108V258H107ZM114 261V260H113ZM115 261H116V259H115ZM129 261V263H132V262H130ZM145 261V263H146V260H144ZM143 261V262H144ZM187 261V260H186ZM203 261H201V262H203ZM208 260H207V263L209 262ZM231 261V262H230ZM236 261V263H238ZM240 261H241V263H242V259H240ZM240 261H239V263L238 264H241L240 263ZM244 261H245V259H244ZM11 262H14L15 263V261H14V259H13V261H11ZM31 262V263H30ZM39 262V261H38ZM37 262V263H38ZM43 262V261H42ZM50 262V263H51ZM58 262H60V261H58ZM82 262V264H83V261H81ZM81 262H80V264H81ZM135 262H134V264H135ZM142 262V263H143ZM188 263H189V261H187ZM186 262V263H187ZM193 262V261H192ZM199 262V261H198ZM204 262V264H206ZM217 262H219V263H217ZM230 262V263H229ZM248 262H246L245 261V263H248ZM13 263V264H14ZM17 263H19V262H17ZM33 263V264H34ZM36 263V264H37ZM44 263V262H43ZM48 263V262H47ZM47 263H45V264H47ZM53 263V262H52ZM55 263V262H54ZM53 263V264H54ZM64 264H66L65 263V261L63 262ZM79 263V262H78ZM85 263H87V259H86V262ZM99 263V262H98ZM116 263V262H115ZM118 263H116V264H118ZM129 263H127V264H129ZM141 263V262H140ZM141 263V264H142ZM244 263V262H243ZM242 263V264H243ZM244 263V264H245ZM250 263V262H249ZM248 263V264H249ZM5 264H7V263H5ZM9 264H10V261H9ZM39 264H40V262H39ZM57 264V263H56ZM68 264V263H67ZM70 264V263H69ZM72 264V263H71ZM76 264V263H75ZM90 264V263H89ZM92 264V263H91ZM109 264V263H108ZM114 264V263H113ZM133 264V263H132ZM175 264V263H174ZM189 264H194V262L193 263H189ZM197 264V263H196ZM203 264V263H202ZM259 264V263H258Z\"/></svg>",
    "mask_w": 264,
    "mask_h": 264
},
{
    "label": "crops",
    "instance_id": "crops-1",
    "mask_svg": "<svg viewBox=\"0 0 264 264\" xmlns=\"http://www.w3.org/2000/svg\"><path fill=\"white\" fill-rule=\"evenodd\" d=\"M207 14H209V16H207V17L211 18V16L213 15V12H210V13H207ZM205 22H207V21H205ZM203 26H206V24H204ZM220 28H223V27H220ZM199 37H200L201 40H203L201 38L202 36H199ZM216 44H213L210 48L211 49L212 48L213 49H217V45ZM158 51L159 50L156 49L153 53L157 54ZM191 54L192 55H194V54L196 55L197 54L198 57H201V58L203 57V54L201 52L197 53L196 51H193ZM200 54H202V55H200ZM202 59H204V57ZM130 62H131V59H130ZM200 62L203 63V65H205L206 63L208 64V60H205V59L201 60ZM210 64H211V62L209 61L208 65H210ZM203 65H201V66H203ZM122 67H123V65H121L120 67L118 66V69H120ZM203 67L207 68L208 66H203ZM210 67L212 68V66H210ZM168 69H169L170 76L175 79V82L176 81L178 82V79H179V77H181L182 73H185V72L186 73H190L191 71H193L192 69H189L187 66H182V65L180 66L178 64L168 65ZM188 71H190V72H188ZM110 77H107V74L103 73V75L99 77L100 80L98 79L96 81L97 85H103L102 89L100 91L95 92L96 90L94 91L92 88L88 87L82 92V94H85V100H86L87 103H91L92 100H94V98H97L100 94H103L104 92L113 90L115 85H116V83L121 85L122 79L120 77L117 78V76L113 75V80L112 81L108 80ZM175 82H173L174 84H172V85H174L173 88L168 90L167 93H166V96H168V94H170V92L172 94L171 96L167 97V99H173V98L175 99V97H176V95H175L176 92L175 91L178 92V91L181 90V89L180 90L176 89L175 91H173L174 87L176 85H177V88H178V84L175 83ZM181 91H184V90H181ZM127 92L126 93L128 95L126 96V98H128V101L130 103H133V106H134L133 109L134 110L132 109L126 116H120L117 119H115L113 124L106 129V133H112V132L116 131L120 126L124 125L126 121L127 122L130 121L133 118L132 115L135 112L137 106L142 105L144 103L155 102V99L151 98L149 96L148 97L145 96L146 99H140V97H139L140 95L137 92V89L134 88V87L129 88L127 90ZM182 96H185V95L183 94ZM177 97H178V95H177ZM179 97H181V96H179ZM179 97H178V99H179ZM181 99L182 98H180L179 100H181ZM27 113H23V115H26ZM130 116H131V118H130ZM28 117H30V114L27 115L26 118L25 117L24 118L27 119ZM24 118H20V123L18 125H16V126H13L14 125L13 121L10 123V125H12V126H2V125L0 126V137L4 138L5 140H10L11 141L10 144L15 145V147H16L15 149H13L11 151V154L9 153L11 155V157H17L18 155L26 152L25 147L23 146V144H21L22 141L19 140L17 134L14 132V130H12L13 128L16 129V130H19V128L21 127V124H24V122H26ZM122 123H124V124H122ZM0 124H2V123H0ZM43 131L45 132L46 130H43ZM21 133H22V135L24 134L25 136H27V134H28V132L24 131V129H22ZM2 153H4V152H2ZM69 154H70L69 151L64 150V151L61 152L60 158L67 157ZM5 159H6L5 154H1L0 153V161H3ZM30 159H31V164H30V166L27 169L34 168V167H42V165L37 162V159L35 157L34 158H30ZM47 162H49V161H47Z\"/></svg>",
    "mask_w": 264,
    "mask_h": 264
}]
</instances>
